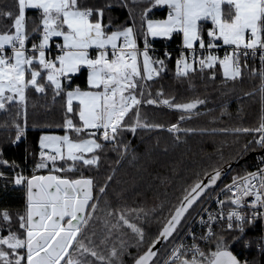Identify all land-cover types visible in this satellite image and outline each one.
I'll use <instances>...</instances> for the list:
<instances>
[{"label":"snow or ice","instance_id":"6c2138e0","mask_svg":"<svg viewBox=\"0 0 264 264\" xmlns=\"http://www.w3.org/2000/svg\"><path fill=\"white\" fill-rule=\"evenodd\" d=\"M132 2L144 3V0ZM13 4L15 12L0 10V16L13 22L7 31L0 33V111L10 113L13 107L19 106L11 121L15 131L12 143L25 136L29 89L40 94L50 90L54 100L56 97L64 100L62 126L65 134L40 137L39 162L30 176L24 175L15 161L0 159V165L16 169L10 182L23 186L26 193V208L23 214L16 215L15 226L13 214L7 210L0 213V264H61L62 261L63 264H120L127 243L121 241L119 250L113 246L105 256L97 251L99 245L94 244L95 232L89 235L86 231L90 221L97 219L96 214L104 210L107 216L116 218L117 222L111 225L109 235L102 238L100 244H106L112 228L124 227L131 230L138 244H142L144 229L132 222L124 210L113 209L105 199L112 175L99 183L92 176H84L81 167L98 169L101 153L108 145L112 151L119 152L122 159L129 146L123 139L124 132L135 134L138 128H165L162 124L142 121V105L162 103L192 114L204 103L200 99L174 103V98H162V92L157 93L161 99L152 98L147 82L167 70L166 60H171L172 55L167 51L164 58L150 55L149 37L171 40L174 33L182 34V50L175 60L177 77L188 78L219 65L223 76L235 81L248 68L251 75L259 76V90L264 94V0H147L138 28L135 22L123 27L114 26L111 20L105 23V11L111 9V3L90 7L82 0H13ZM158 7L167 8L166 19L149 18L152 10ZM27 9L40 10L42 22V29L36 25L31 30L33 35L39 36V42H33L31 49L26 46L30 39ZM207 21L211 26L204 29L203 22ZM53 37H62V43L56 44L54 57L46 51ZM138 37L143 39V48L138 44ZM222 45L228 46L230 51H225L221 57L216 50ZM93 49L95 55L91 53ZM257 54L259 70L247 64V60ZM84 70L89 90L72 86L73 78ZM210 78L215 79L214 71ZM20 117L22 122H17ZM185 118L181 115L180 121ZM166 130L177 134V140L182 131H196L182 129L179 123L171 124ZM216 131L211 129L212 133ZM219 131L251 136L252 140L243 145L244 151L256 146L264 149V119L256 127ZM42 170H47L48 174H36ZM68 173L80 174L70 176ZM0 178L7 179L3 171H0ZM220 178L221 170L214 169L185 190L179 204L173 206L162 229L149 242L147 250L135 259V264H153L159 251L153 250L156 245L177 232L185 214ZM221 191L231 195L226 201L217 198L219 209L215 213L208 212L207 221L201 219L207 233L199 239L210 249L214 244V250L205 251L193 236L191 245L181 243L174 247L164 264H249L239 259L231 248L238 242L250 247L253 241L247 236V229L257 220L264 222V168L234 178ZM248 197L254 198L250 204ZM101 202L105 209L100 208ZM129 211L137 213V220L141 212L148 215L143 209ZM213 225L221 229L219 234L213 231ZM256 243L264 253V236ZM89 256L93 260H88Z\"/></svg>","mask_w":264,"mask_h":264},{"label":"trees","instance_id":"16d2710c","mask_svg":"<svg viewBox=\"0 0 264 264\" xmlns=\"http://www.w3.org/2000/svg\"><path fill=\"white\" fill-rule=\"evenodd\" d=\"M146 2L147 0H144V3ZM82 3L90 7H104L111 3L113 5L111 9L105 11V23L111 20L116 27L132 26L135 22V27L138 28L144 7V3L133 4L132 0H123V4L121 0H82ZM9 9L15 12L13 0H0V10ZM167 11L166 8H154L149 18H166ZM26 14L30 34L27 44L31 47L33 42H39V36L33 35L31 30L36 25L42 28V22L40 10L28 9ZM12 23V20L0 16V32L7 31ZM210 26L211 22H203L204 29ZM149 41L152 45L176 47L181 41V35L174 33L171 40L149 38ZM138 44L143 45L142 37H138ZM170 52L172 59L166 60L167 70L147 82L152 98L161 99L157 93L162 92V98H174V103H186L195 99L203 100L204 103L193 110L192 114L182 113L162 103L142 105L141 120L150 124H162L165 128H138L135 134L124 132L123 139L129 146L122 159L119 152L112 151L111 146L108 145L101 153L98 169L87 166L80 169L84 176H92L99 183H103L108 175H112L113 179L109 182L105 199L113 209L124 210L132 222L144 229L142 244L137 243L135 235L126 227L112 228L106 244H100V240L109 235L111 225L117 222L116 218L107 216L104 210L96 214L97 219L90 221L86 231L89 235L95 232L92 239L95 245H99L97 251L102 253L105 251L107 256L112 245L119 250L121 241L127 243L128 247L120 258V264H135V259L142 255L147 250L149 242L156 238L164 220L169 216L173 206L179 204L186 189L214 169L234 163L230 172L219 179L217 185L208 189L189 209L177 232H174L159 249L153 264H163L205 203L210 201L234 174H242L250 169L251 164L263 154H259L262 149L258 146L250 151L243 150V145L252 140L251 136L243 134L237 136L219 131L237 127H256L264 119V94L259 90L261 86L259 76L251 75L249 69L245 68L242 77L233 81L226 79L221 67L217 65L213 70L204 73L198 71L188 78L177 77L175 74L177 51ZM151 55L154 58H164L161 51ZM247 64L259 70L255 62L247 61ZM212 71L215 72L214 80L210 78ZM77 85L80 88L88 87L86 70L73 78L72 86ZM249 93L252 95H248ZM27 95V126L25 136L19 142L12 143L15 131L11 127V121L16 117L19 106L13 107L10 113L0 111V149L3 150L0 159L15 161L19 165V170L24 175L30 176L35 164L39 162L41 135L44 132L65 131L62 126L64 100L61 97H56L54 100L50 90L47 94H40L29 89ZM181 115H185L184 121H180ZM129 116L131 117L132 113H129ZM22 119V117L18 118L17 122H22ZM173 123H179L182 129L190 128L196 131L188 133L182 131L177 140V134L166 130ZM5 124L9 126L5 128ZM200 129L209 131L201 133ZM211 129L217 131L212 133ZM120 151L122 152L123 149L121 148ZM0 171H3L7 178H0V213L7 210L13 214L15 226L16 215L25 211L26 193L23 186H15L10 182L16 169L0 165ZM47 173V170H42L36 174ZM105 207L101 202L100 208L105 209ZM132 209H143L148 215L144 216L141 212L140 219L137 220V213L129 211ZM105 220L108 221L107 226ZM220 232L221 229H218L217 233ZM223 234L230 236L229 233ZM247 236L253 241L250 247L238 242L232 245L231 250L249 264H264V253L256 249L258 231L255 225L247 229ZM85 243L87 244L88 241L85 240ZM209 250L211 249L207 245L205 251ZM87 259L93 260L90 256Z\"/></svg>","mask_w":264,"mask_h":264},{"label":"built area","instance_id":"2783aa9c","mask_svg":"<svg viewBox=\"0 0 264 264\" xmlns=\"http://www.w3.org/2000/svg\"><path fill=\"white\" fill-rule=\"evenodd\" d=\"M173 37H174V34H173ZM59 43H62V41L58 40L56 43L53 44L51 49L47 50L48 52L51 53L52 56L55 55V53H57L56 44H59ZM182 43L183 42L181 40L176 45V47L152 45L151 52L154 53V52L161 51L164 54L165 51H167V52H170L171 50L177 51V54H176V59H177L181 53V50H182ZM27 47L29 49H31L30 46H27ZM225 51H230V48L228 46L222 45L219 49L216 50L217 54L220 55L221 57L225 54ZM247 61L255 62L260 69L261 65H260V61H259V54H257L255 57H250ZM262 161H264V153L261 155V157L257 161H255L254 163L251 164L250 169H248L247 171H245L242 174H238V173L234 174L232 176V178L230 179V181H228L225 185L231 184L234 178L239 179V178L243 177L244 175H246L248 172L256 171L258 168H264V163H262ZM225 185H223L219 189V191L212 197V199L210 201L205 203V205L201 208L199 213L194 217L190 226L188 227L185 234L183 235V237L181 238V240L178 242V244L176 246H178L181 243H184L186 245H191L193 243V236H195L196 237V243L199 244L200 247L205 250L207 244H206V242L200 240L199 238L207 233V227L205 224L201 223V219H203L204 221H207V219H208L207 213L208 212L215 213L219 209L220 205L217 203V198L226 201L228 198V195H231V193L226 194L225 192L221 191L222 189H224ZM253 199H254L253 197H248L247 198L248 203L250 204ZM255 228L258 231V237H257V240H258L261 236H264V222L257 220L255 222ZM218 229H220V228H218L216 225H213V231L214 232H217ZM256 249L259 252H261L259 245L257 243H256ZM170 255H171V253H170ZM170 255L168 256V258L166 260L169 259Z\"/></svg>","mask_w":264,"mask_h":264},{"label":"rangeland","instance_id":"374dc122","mask_svg":"<svg viewBox=\"0 0 264 264\" xmlns=\"http://www.w3.org/2000/svg\"><path fill=\"white\" fill-rule=\"evenodd\" d=\"M167 18V17H166ZM165 19V18H164ZM154 20H163V18L162 19H154ZM0 33H3V32H0ZM181 35V34H180ZM53 39H55V43L58 41V40H61L62 41V38H59V37H53ZM181 40H182V36H181ZM122 42V41H121ZM51 43V42H50ZM52 46L53 45H51V47H50V49L52 48ZM140 47L141 48H143V45H140ZM95 52H96V50L95 49H93L92 50V54L93 55H95ZM151 54H153V52H150V55ZM55 55H56V53H55ZM55 55H53V57L55 56ZM221 69H222V67H221ZM222 72H223V69H222ZM82 90H89V87H87V88H81ZM199 106V105H198ZM65 134V131L63 132V133H61V132H56V131H53V132H44L41 136H43V135H64ZM71 134V133H70ZM88 155H91V154H88ZM184 225H185V223H184ZM145 246H146V244H145ZM112 247H113V245H112ZM145 248V247H144ZM211 250H214V244L211 246ZM70 252L72 251L71 249L69 250ZM103 254L105 255V251L103 252ZM106 256V255H105ZM81 259H83V257H81ZM61 264H63V261L61 262Z\"/></svg>","mask_w":264,"mask_h":264},{"label":"water","instance_id":"95a60500","mask_svg":"<svg viewBox=\"0 0 264 264\" xmlns=\"http://www.w3.org/2000/svg\"><path fill=\"white\" fill-rule=\"evenodd\" d=\"M262 153H264V149H262L260 152H259V154H262ZM254 154H256V152L254 153ZM233 166H234V163H228V164H226V165H224V166H222V167H220V168H218V169H220L221 170V178L222 177H224L225 175H227L229 172H230V170L233 168ZM213 172V171H212ZM212 172H210V173H212ZM48 174V173H47ZM39 175V174H38ZM220 178V179H221ZM219 181V180H218ZM218 181H217V183H218ZM206 182V181H205ZM217 183H216V185H217ZM215 185V186H216ZM215 186H213V187H215ZM210 189V188H209ZM208 190V189H207ZM207 190L205 191V193L207 192ZM166 240H162L161 241V243H159V244H157L156 245V248L155 249H153L154 251H156L157 249L159 250L161 247H162V245L164 244V242H165ZM158 252V251H157ZM235 254V253H234ZM236 255V254H235ZM237 256V255H236ZM238 257V256H237ZM239 258V257H238ZM154 259V258H153ZM240 259V258H239Z\"/></svg>","mask_w":264,"mask_h":264},{"label":"crops","instance_id":"0c3cea01","mask_svg":"<svg viewBox=\"0 0 264 264\" xmlns=\"http://www.w3.org/2000/svg\"><path fill=\"white\" fill-rule=\"evenodd\" d=\"M159 8V7H158ZM166 8V7H165ZM167 9V8H166ZM28 10V9H27ZM26 10V11H27ZM225 10H227V6L225 5ZM26 14V13H25ZM164 19V18H163ZM166 19V18H165ZM26 21H27V14H26ZM207 22H210V21H207ZM42 29V28H41ZM181 34V33H180ZM181 36H182V34H181ZM59 38H62V37H59ZM150 39H165V38H152V37H149ZM55 39H52V41H51V45H53L55 42ZM182 42H183V38H182ZM26 46H28V44L26 45ZM10 48L8 49V52H9V54H10ZM47 51V50H46ZM91 53H92V50H91ZM89 87V86H88Z\"/></svg>","mask_w":264,"mask_h":264}]
</instances>
